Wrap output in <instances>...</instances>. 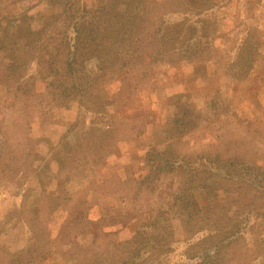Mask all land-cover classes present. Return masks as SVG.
Here are the masks:
<instances>
[{
    "label": "rangeland",
    "instance_id": "1",
    "mask_svg": "<svg viewBox=\"0 0 264 264\" xmlns=\"http://www.w3.org/2000/svg\"><path fill=\"white\" fill-rule=\"evenodd\" d=\"M61 1L10 0L4 5L6 8L0 9L7 17L0 32L11 33L15 29L24 33L32 28L36 32L48 21V29L56 37L54 41L61 40L65 34L72 38L73 27L60 23L59 16L64 14ZM218 2L233 4L221 7L230 14L226 22L230 30L238 27L240 38L245 37L246 29L252 30L249 40L256 47L251 63L244 65L246 70L239 73L238 66L243 64H233L230 60L234 53L231 55L232 42L211 36L212 46H203L208 51L197 52L200 60L188 59L183 63L180 59L172 64L170 59H164L152 65L150 62L151 68L144 70L136 80L112 84V100L105 107L107 115L103 118L113 119L114 135L115 128L117 132L118 129L123 131L109 151L108 148L102 151L101 161L89 163L84 171L57 173L45 166L52 153L50 147L58 141L59 135L68 134L73 142L88 128L91 118V113L73 106L63 116L58 113L54 125L46 122L45 115L50 112L44 105L48 106L51 101L48 95L65 88L68 90L63 91V96L71 92L67 83L72 77L71 67L67 70L66 65L56 64L55 67H60L57 75L41 72L42 76L30 82L31 75L36 73V62L23 61L19 66L21 73L24 72L22 82L26 83L21 91L23 97L5 99L0 106V141L2 135H6L7 142L3 143L4 148H8V163L12 166V173L0 178V264H123L129 260H126L122 242L130 239L135 229L146 223L141 221L145 219L146 225L158 227L167 235L163 236V243L173 242L169 248L164 246L154 253L144 251L143 256L148 260L136 264H203L206 254L212 256L214 249L206 253L196 252L197 249L188 251L189 243L202 234L185 241L182 221L177 217L178 208H170L181 188L178 178L169 173L155 179L150 192L140 183L139 176H147L144 172L147 171V152L156 154L166 143H171L184 155L205 157L210 166L215 162L223 165L226 172H222L221 177L226 182V173L233 169L241 172L240 176H230L231 182H228L230 188L242 191V199L234 223L238 237L228 252L223 253L222 263L264 264V0H249L250 4L248 0ZM218 7L203 10L199 6L201 9L194 7L193 11L197 18L206 20L212 13L214 18ZM199 11H202L200 16ZM177 14L171 17L176 18ZM234 16L238 17L233 20ZM83 63H86L85 58L78 59L76 67L82 68ZM93 65L88 63V68ZM136 67L141 71V60ZM107 81L110 80L107 78ZM10 95L16 94L13 91ZM176 105L191 116L193 124L177 140L167 131ZM14 108H20L21 113L18 110L13 113ZM41 112L45 114L35 116ZM27 121H33V138L27 137L24 127ZM102 127L104 122L98 123L97 132ZM148 178L153 179V174ZM211 181L216 183L214 179ZM43 188L59 196L57 206L42 199ZM219 193L224 196L222 190ZM200 197L198 194L201 200ZM60 206L65 207V218L50 224L57 239L45 237L42 246L37 244L40 249L18 257L16 254L31 244L30 227L37 225L33 214H40L39 220L43 221L49 211L55 212ZM29 207L33 211H28ZM55 215L57 217V212ZM169 233L176 240L170 238ZM41 255L46 257L41 258Z\"/></svg>",
    "mask_w": 264,
    "mask_h": 264
},
{
    "label": "trees",
    "instance_id": "2",
    "mask_svg": "<svg viewBox=\"0 0 264 264\" xmlns=\"http://www.w3.org/2000/svg\"><path fill=\"white\" fill-rule=\"evenodd\" d=\"M9 1L0 0V9L6 8L4 5ZM50 1L59 3V0ZM95 2L90 3L88 0L60 2L64 12L59 16L60 23L73 27L72 38L65 34L61 40L54 41L56 37L48 29V21L36 32L34 28L25 30L24 33L15 29L11 30V33L0 32V106L5 99L12 101V97L15 99L23 97L21 91L24 90L26 83L22 82L24 72L21 73L19 66L23 61L32 59L36 62L37 69L36 73L31 75L30 82L42 76L41 72L45 75L51 73L57 75V69L60 67H55L56 64L66 65L67 70L71 67L72 71L70 72L72 77L67 81L71 92L68 91L63 96V91H67V88L60 90L59 93L50 91L51 95H48V98L51 101L48 106L44 105V108L50 112L45 115L46 122L54 125L56 118L58 119L55 116L58 113L61 115L66 113L73 106L91 113L88 128L73 142L68 139V134L59 135L58 141L50 147L49 152L52 153L46 159L45 166L57 170V173L66 170L84 171V167L89 163L100 162L102 151L105 148L109 151L117 136L123 131L118 129L117 132L115 128L114 135L113 119L103 118L107 115L104 109L109 105V100H112L110 93L112 84L116 86L125 80H136L137 77L142 76L144 70L151 68L150 62L151 65L164 59H170L171 62H178L181 59L183 63L184 60L189 59L194 62L198 59L196 57L198 50L203 49L202 52L206 53L208 48L204 49L203 46H212L211 36L232 42L231 55L234 53L230 60L233 64H243L238 66L239 73L246 70L247 67L244 65L251 63L250 57L254 55V47H256L249 40L251 29H246L245 37L240 38L237 35L238 27L230 30L226 25L230 14L226 12V15L221 7H232L231 2L226 4H220L218 0H95ZM218 5L214 18L212 13L206 20L200 17L198 19L196 12L193 11L194 7L201 6L203 10H209ZM179 11L181 13L177 14ZM202 11L198 12L199 16ZM175 14H177L176 18H172L171 16ZM237 17L234 16L233 20ZM6 18L0 12V26ZM83 58L86 61L83 67H76L77 60ZM140 60L143 65L141 71L136 67ZM91 62L94 65L90 69L88 63ZM107 78L110 81L105 82ZM13 91L15 96L10 95ZM17 110L18 108H14L13 113ZM44 114L41 112L35 116ZM35 116L33 121L36 120ZM32 122L27 121L24 127L28 131L27 137L33 138ZM103 122V131L97 132L98 123ZM1 124L2 122L0 128ZM168 125H171L167 130L168 133H172V138L176 140L193 126L191 116L181 111L177 105L174 117ZM188 127L190 128L186 129ZM183 129L185 131H182ZM2 138L0 178L12 173V166L8 163L10 160L6 153L8 148H4L5 143H3L7 142L6 135L3 134ZM35 151L37 152V149ZM146 158L147 171L144 172L147 176H139V179L142 178L140 183L146 192L153 191L155 179H160L169 173L178 178L181 188L174 195L170 208L172 210L174 207L178 208L177 217L181 218L185 241H191L194 236L202 234L194 240L195 242L189 243L188 251L197 249L196 252L206 253L213 248L214 254L212 256L206 254L207 258L203 264H223V253L228 252L238 237L234 223L239 216L237 209L242 199V191L230 188L228 182H231L233 176H240L241 172L233 169L231 173H226L228 175L226 182L224 177H221V173L226 172L223 165L215 162L210 166V162L205 157L184 155L171 143H166V146L160 148L156 154L155 151L147 152ZM149 174H153V179L148 178ZM211 179L216 183H211ZM239 186L242 188L241 185ZM220 190L224 193L223 197L220 196ZM41 196L48 204L53 202L54 206L58 205L56 197L59 196L55 192L43 188ZM28 211L33 209L29 207ZM65 214V207L61 206L55 212L49 211L43 221L39 220L42 218L40 214H33V220L36 219L37 225L30 227L31 244L27 246L28 249L24 248L16 255L20 257L29 251L33 253L40 249L37 244L40 243L39 246H42L45 237L57 239V236L52 234L54 227L50 224L58 223L65 218ZM25 221L29 222L28 219ZM141 221L147 223L146 219ZM146 223L140 228L137 227L130 239L122 242L127 254L126 260H129L123 264H132V262L136 264L148 260L143 256L144 251L154 253L164 246L169 248L172 244V240L163 243V236L167 235H164L165 233L158 227H151ZM169 237H173L172 233H169ZM173 240L176 239L173 237ZM46 255H41V258H45Z\"/></svg>",
    "mask_w": 264,
    "mask_h": 264
}]
</instances>
